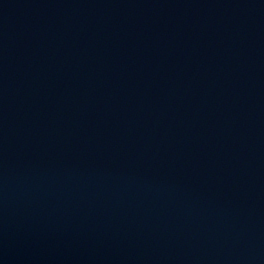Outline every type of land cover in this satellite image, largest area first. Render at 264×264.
<instances>
[{"label":"water","instance_id":"water-1","mask_svg":"<svg viewBox=\"0 0 264 264\" xmlns=\"http://www.w3.org/2000/svg\"><path fill=\"white\" fill-rule=\"evenodd\" d=\"M0 264H264V0H0Z\"/></svg>","mask_w":264,"mask_h":264}]
</instances>
